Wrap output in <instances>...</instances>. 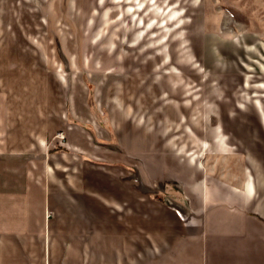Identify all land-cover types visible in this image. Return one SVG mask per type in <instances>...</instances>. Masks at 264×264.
Wrapping results in <instances>:
<instances>
[{
	"label": "rangeland",
	"instance_id": "1",
	"mask_svg": "<svg viewBox=\"0 0 264 264\" xmlns=\"http://www.w3.org/2000/svg\"><path fill=\"white\" fill-rule=\"evenodd\" d=\"M10 140L53 155L55 201L102 205L103 252L142 204L188 215L207 174L251 175L263 213L264 0H0Z\"/></svg>",
	"mask_w": 264,
	"mask_h": 264
},
{
	"label": "crops",
	"instance_id": "2",
	"mask_svg": "<svg viewBox=\"0 0 264 264\" xmlns=\"http://www.w3.org/2000/svg\"><path fill=\"white\" fill-rule=\"evenodd\" d=\"M20 145H0V264H264V212L246 213L258 192L251 175L241 186L200 176L187 193L188 215L150 216L142 204L140 215L116 219L122 224L103 252L102 205L55 201L53 155L23 156Z\"/></svg>",
	"mask_w": 264,
	"mask_h": 264
}]
</instances>
